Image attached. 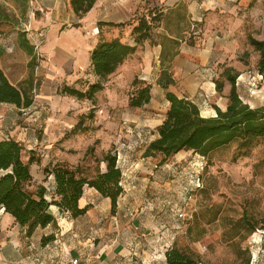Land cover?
I'll return each instance as SVG.
<instances>
[{
  "label": "crops",
  "instance_id": "obj_1",
  "mask_svg": "<svg viewBox=\"0 0 264 264\" xmlns=\"http://www.w3.org/2000/svg\"><path fill=\"white\" fill-rule=\"evenodd\" d=\"M38 1H41L39 11L49 19L32 23L35 29L44 30L39 49L44 61L37 73L34 105L28 110H20L13 105L0 104V108L10 106L20 113L30 112L27 118L16 116L14 120L0 112V128L7 133H2L0 140L8 137L36 146L42 144L39 148L41 159L31 166L32 189L39 186L48 190L55 188L54 177L47 176L45 170L61 162L55 159L56 144L91 136L104 143L112 142L113 137L107 134L108 126H112L109 112L113 107L118 108L114 96L125 95L123 88L127 90L129 77L152 87V100L143 108L152 105L156 101L155 95L160 94L167 103L168 113L170 103L166 96L171 92L194 102L216 101L214 108L202 115L216 118V108L225 112L229 104L232 84L223 78L229 71L232 76L238 75L236 86L241 100L254 109L264 108V90L263 96L254 98L245 81L248 73L257 70L253 68L260 61V54L249 39L264 41V20L260 23L259 12L255 9L257 5L244 9L239 6V0H98L83 19L75 17L71 11L73 15L69 20L78 27L73 25L64 30L68 24L69 1ZM142 21L151 26L150 36L137 43L140 33L134 31ZM46 25L50 27L46 28ZM91 30H98L100 34H93ZM61 31L73 32L80 39L63 43L56 39ZM85 31L89 33L87 38H84ZM50 33L55 37L52 42ZM193 37L195 41L190 40ZM115 40L137 47V51L108 78L105 89L96 95L99 100L101 94H108L112 101L106 106L93 105L94 113L102 116L87 126L84 121L88 105L85 108V104L79 103L73 108L62 105L60 99L64 97L76 99L61 92L66 86L87 92L90 85L98 83L100 79L93 72L91 54L100 42ZM165 70L175 81L168 90L159 85ZM85 80L90 83H84ZM218 81L225 83L221 94L217 91ZM23 120L26 124L22 123ZM123 121L128 120L123 118ZM82 123V130L74 134ZM24 124L27 128H23ZM89 127L100 130L93 134L87 129ZM109 152L107 149L98 153V158L104 160ZM86 154L83 152L76 162H68L78 165ZM125 161L129 163L127 158ZM101 165V172H106L107 164L101 162ZM119 167L123 172L124 195L118 201L116 213L111 199L104 198L95 189L86 188L80 201L81 209L89 207L85 216L74 219L64 210L52 206L50 213L57 220V227L38 228L32 237H28L27 229L4 209L0 210V264H68L73 258H82L88 264H167L166 252L175 242L179 220L161 219L158 212L150 211L153 205L148 199L141 203V210H136V204L139 206L140 203L135 192H141L142 197L153 183H136L138 178L132 169L125 173L123 166ZM51 235H55L56 241L44 246L43 238Z\"/></svg>",
  "mask_w": 264,
  "mask_h": 264
},
{
  "label": "rangeland",
  "instance_id": "obj_2",
  "mask_svg": "<svg viewBox=\"0 0 264 264\" xmlns=\"http://www.w3.org/2000/svg\"><path fill=\"white\" fill-rule=\"evenodd\" d=\"M39 4L41 1L38 0H0V67L11 83L21 89H29L31 81L36 82L38 70L44 61L39 50L44 40V30L32 27L36 21L49 19L43 11H39ZM256 5L261 23L264 20V0H259ZM71 13L68 4V24L64 30L74 25L69 20L73 15ZM49 27L46 25V28ZM91 31L100 34L96 30ZM59 34L56 39H61L63 43L80 39L73 32L68 34L61 31ZM88 34L85 31L84 38ZM54 38V33H50L49 40L52 42ZM190 40L195 41L194 37ZM29 47H34V57L30 55ZM33 58H36L34 67L31 66ZM258 74L257 70H253L245 78L248 83L250 76L257 77L256 88L248 85L254 98L263 96L264 80H259ZM89 81L85 80L84 83L89 84ZM126 82L128 88H123L125 95L120 93L114 96L118 108L113 107V111L109 112L108 119L112 126H108L106 132L113 137L112 142L104 143L91 136L85 140L71 139L67 143L56 144L55 159L61 161L58 164H65L81 176L93 179L102 171L103 159L98 158V153L110 149L120 159L119 165L123 166L125 173L132 169L133 175L138 178L136 183H153V187L149 188V185L142 197L141 192H135V198L140 203L139 206L136 204V210H141V203L148 199L153 205L150 211L158 212L161 219L179 220L174 248L192 255L200 264H264V234L257 231L248 237V230L241 224L245 211L258 221L264 215V141L258 142L248 152H240L236 146L221 150L211 162L192 152H182L165 164H161V156L145 158L150 141L158 138V129L166 119L167 103L160 94H156V101L152 105L139 110L131 107V98L136 97L146 84L139 79L132 80V77ZM107 83L108 80L104 82ZM32 95L34 97V93ZM60 100L62 105L67 104L72 108L78 103L85 104L83 108L88 105L84 122L89 126L97 121L98 116H102L95 114L92 106H106L111 103L112 97L101 94V99H96L95 103L78 102L67 97ZM215 102L206 99L195 103L205 115L207 110L214 108ZM0 110L5 117L13 120L16 116L25 119L30 113H20L10 106H1ZM123 118L128 121H123ZM25 124L23 128H27ZM87 129L93 134L100 130ZM2 133L7 134L0 128V137ZM19 143L25 148V163H29L32 156L36 160L41 159V143L38 146ZM85 151L86 157L78 165L68 162L80 160ZM126 158L129 163L125 161Z\"/></svg>",
  "mask_w": 264,
  "mask_h": 264
},
{
  "label": "trees",
  "instance_id": "obj_3",
  "mask_svg": "<svg viewBox=\"0 0 264 264\" xmlns=\"http://www.w3.org/2000/svg\"><path fill=\"white\" fill-rule=\"evenodd\" d=\"M15 2L21 0H12ZM74 16L83 19L96 6L98 0H68ZM259 0H239V6L251 9ZM78 27V25H74ZM151 26L143 21L135 29L139 34L137 43L146 40L150 35ZM249 43L260 54L257 70L264 74V41L253 38ZM28 44V43H27ZM30 55L34 57V47H29ZM137 51V47L123 44L119 40L102 41L91 54L92 69L100 81L92 84L87 92L64 87L62 95L75 98L78 101L95 103L96 95L105 89L104 82L114 75ZM36 58L31 66L34 67ZM223 78L232 84L227 110L216 108V118H204L201 109L190 98H180L169 92L166 96L170 109L166 119L158 129V138L152 141L145 158L161 156V164L169 162L182 152H192L202 159L211 162L213 156L221 150L236 146L240 152H248L258 142L264 141V108L254 109L241 100L236 82L238 75L232 76L229 71ZM173 75L165 70L159 80V85L168 90L174 85ZM218 93H223L225 83L218 81ZM35 83L31 81L29 89H21L11 83L0 67V104L16 106L20 110H28L34 105ZM152 100V87L146 85L136 97L131 98L130 106L143 108ZM83 123L77 126L74 134L82 130ZM24 146L11 138L0 140V210L13 216L18 224L27 229V236L32 237L38 228L57 227V220L50 213V208L56 206L69 213L74 219L83 217L89 207L80 208V201L86 188L95 189L104 198L111 199L113 212L116 213L118 201L124 195L121 185L123 172L118 165V158L109 152L102 162L107 164V171L99 172L93 179L81 176L65 164H57L47 168V176H53L55 188L50 192L46 187H33L31 166L38 162L31 157L29 163L24 162ZM243 228L248 230V237L257 231L264 234V215L257 218L244 212L241 221ZM56 241L55 235L44 237V246ZM167 264H200L199 260L190 254H185L172 246L166 252ZM249 264V262H248Z\"/></svg>",
  "mask_w": 264,
  "mask_h": 264
},
{
  "label": "built area",
  "instance_id": "obj_4",
  "mask_svg": "<svg viewBox=\"0 0 264 264\" xmlns=\"http://www.w3.org/2000/svg\"><path fill=\"white\" fill-rule=\"evenodd\" d=\"M97 32H99L98 30H97ZM38 48V47H37ZM258 77H259V80H264V74H258ZM249 80L250 81H248V85L250 86V87H257V77L255 76V77H253V76H250V78H249ZM120 161V159H118V165H119V162ZM50 192H52V190H49ZM172 247L170 246L169 247V249H171ZM168 249V250H169ZM68 264H88L86 261H84L82 258H73V259H71L70 261H69V263Z\"/></svg>",
  "mask_w": 264,
  "mask_h": 264
}]
</instances>
